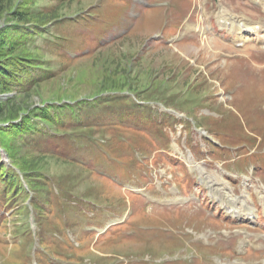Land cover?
I'll use <instances>...</instances> for the list:
<instances>
[{"label":"rangeland","instance_id":"374dc122","mask_svg":"<svg viewBox=\"0 0 264 264\" xmlns=\"http://www.w3.org/2000/svg\"><path fill=\"white\" fill-rule=\"evenodd\" d=\"M23 1L24 6L27 8L26 10H31L34 15L41 12L40 4H45L39 0ZM222 1L237 16L250 13L252 14V18L257 22H260L261 17L264 16V12L262 11L264 8L253 4V0ZM19 2L20 0H15L13 1V5L10 4V6L15 7L14 4H18ZM103 2L104 0H72L59 10L58 15L80 13L84 10L86 11L87 8L96 7L97 5L102 6ZM199 3L201 8L197 13L199 17L198 21L189 23L187 29L181 32L180 35H177L178 29L175 31L168 29L165 31V38H162L163 32L161 28L162 24H165L166 21H170L171 27L182 28L188 20L195 18V0H144L143 3H137L135 0H122L120 5L114 7V10L118 14L120 10L126 12L128 21L133 19V17L140 18V21H143V26L135 30L134 33L131 31L129 37L116 45H112L110 49L95 53V49L92 48V54L83 58L77 59V56L72 55L60 58L50 54L49 58L53 61V67L60 72V75L55 80L40 87L39 97L35 98V105H47L52 99L59 100L65 98L66 101L67 99L95 97L100 89L111 87L112 85L124 88L131 86L139 91H143L142 97L166 102L175 110L196 119L197 123L208 132L213 131L216 126H214L213 116L210 111L203 110L204 107L212 109L213 113L220 112L219 115L224 117L220 118L219 122H217V127L222 132L242 133L243 128L240 126L243 123L256 138L264 140V84L248 82L241 92L240 90L243 86H237V93H235L237 96L231 97L227 94L230 88H235L233 81H236L235 77L241 70L238 67L233 69L231 59H229L226 67L224 61L225 55H222L220 59H216L219 54H217V50L211 49L210 45H206L207 47H202L200 44L199 47L194 45V41L199 40L201 37V34L196 32V26L207 25L208 31L207 18L211 16H213L212 18H216L217 14V7H215L213 1L209 4L208 0H199ZM205 4L209 5L208 9L210 13H206L208 17L202 14L205 11ZM134 11L136 14H134ZM222 11L226 12V9L223 8ZM93 13L94 10L90 16H93ZM104 13L106 15V11ZM115 18L119 19L118 15ZM32 20L34 22L37 21V19ZM43 21L45 23L48 20L44 18ZM219 24L222 29L226 28L222 27L220 22ZM117 26V20H113L109 24V27L112 28ZM158 26H161V28H158ZM89 30L90 28L87 26L80 28L68 26L60 29V31L65 32L76 41L73 45H79L83 42L84 45L89 44L92 47H95L102 38H108L102 35L103 33L110 35L116 31H104L103 28H99L92 33ZM199 30L204 31L202 29ZM117 32L119 35L124 33L122 30ZM222 34V37H215V35H211V37L219 39L225 45H230L231 50L235 49V43H233L235 33L226 29ZM177 39H182L183 42L173 44V46L167 45L169 40L174 41ZM235 39L238 40L240 38L236 36ZM226 48L230 49L229 47ZM250 51H246L244 58L248 62L247 54H250ZM262 73L264 78V72ZM213 94L215 97H212ZM18 95L15 92H0V106L2 104L6 105L14 99H19ZM103 108H99L95 115L93 113L84 115V120L80 123L93 125L96 132L106 131L113 147H119L120 145L128 147L135 144L130 136L137 135L140 139V136L134 130L127 129L126 131H129L130 134L124 132L123 123L116 116L118 114L117 110L103 112ZM205 111L208 113L206 114ZM66 126L70 127L71 123H67ZM210 126V130L206 129ZM178 135L172 137V151L174 155H176L174 149ZM77 136H79V133H77ZM122 136L129 139L122 140ZM64 144L69 148L64 156L71 158L77 156L83 162L80 164L87 163V169H82L81 166L66 163L56 158L40 159L33 157L34 159H32L28 157L29 161L34 160V169L48 172L51 175H55L56 178L61 179L63 183L60 184V188L67 186L76 193L85 195L86 197L92 196L97 201L103 202L99 207L111 220L125 216L127 198L130 199L131 203V206L129 205L128 208L133 212L128 228L124 229V227H120L118 231L116 230L117 228L112 229L106 236L107 245L105 247L97 246L90 249L86 252L85 258H92L90 259L91 261L103 262V264H119L120 261L122 263L124 260L132 263L135 261L143 262L147 256H151L156 260L168 254L183 252L185 245H175V238L169 237V232L159 231V228L168 229L169 222L171 223V219L166 220V216L162 215L166 211L157 209L158 215H161L159 217L161 221L158 216H149V214L153 213L152 209L154 207H146L147 200L142 196L136 193H129L127 195L115 193L110 195L105 188V184H109L106 176L99 177L97 180L87 172L94 171L96 167L104 169V160L108 161L110 165L117 164L115 160H112L114 154H111L110 147H102L97 153L92 151L88 155L84 152L85 150H82L80 145H77L76 153L74 147L67 140ZM135 145L139 147L138 144ZM162 145L163 143L158 141L154 143L153 148H156L158 154L153 161V165L156 161L160 160L159 154H164L163 157H166L165 151L159 149ZM139 156L142 159L146 157L143 155ZM181 158L188 163L187 160H191L192 155L181 154ZM257 158L264 161V156L260 158L258 156ZM201 159L199 158L200 164L203 163ZM123 160H126V158H123ZM162 161L164 162L163 166L158 165L157 169H154L153 185L164 190V196L155 197L154 193H149L145 189L143 192H146L148 195L153 194L151 199L157 205L166 206V203L169 201L177 199L180 187H176L174 181L165 175V172H168L167 170L173 171L179 177L182 183L181 186L188 185L189 183L185 177H182L183 171L180 168L182 165H172L170 162ZM152 167L150 165V175ZM191 168L189 167L194 178L198 179L201 177L199 170ZM157 174L159 178H157ZM162 176L170 180V182L165 181L168 185L166 189L162 185ZM74 178L78 180V187L77 184L74 186ZM72 186L75 188L73 189ZM195 189L197 190L196 186L193 190H188L186 193L188 195L185 196L187 200L192 199L194 193L199 192V190L196 191ZM211 206L213 208H211L209 214L213 216L217 203ZM172 207L170 206L169 208ZM194 207H197L199 209L198 213L201 214L205 213V207L207 206L204 205L202 208L199 204L194 203ZM54 211L58 212V209L54 207ZM174 218L177 224L173 226L172 231L176 237V233L189 231L190 226H192L191 217L179 212ZM226 221L227 219L210 221L207 228H225L226 225L223 226V223ZM244 225L245 223L241 225L232 223L228 228H242L241 231H244ZM151 228L158 229L154 231ZM199 230H201V227L197 228V231ZM8 232L6 228L3 229V235L6 236ZM133 236H138L139 239L133 238V240H130ZM167 239L168 243H165ZM241 240H243V233H241ZM18 251L19 248L16 246L11 247L0 243V264H20L22 260H18ZM202 252L204 253V251ZM48 253L52 254L53 251L48 249ZM104 253L109 255V257H101ZM83 254L84 252L80 255L83 257ZM250 260H253V258L250 257ZM57 261L59 262L48 260L47 264H62L64 262L61 259H57ZM180 264H182L181 258Z\"/></svg>","mask_w":264,"mask_h":264},{"label":"trees","instance_id":"16d2710c","mask_svg":"<svg viewBox=\"0 0 264 264\" xmlns=\"http://www.w3.org/2000/svg\"><path fill=\"white\" fill-rule=\"evenodd\" d=\"M13 1L0 0V92H15L20 97L0 106V146L12 161L11 166L3 163L0 152V191L5 190L2 197L9 201L16 196L28 197L21 174L39 192L47 190L45 184L38 181L43 177H52L57 183L62 181L48 172L34 169V160L29 161L28 157L56 158L83 169L78 161L64 156L69 148L63 143L67 140L77 153V145L82 150H90L101 147L102 138L107 137L96 132L93 125L81 124L84 115H95L102 107L105 112L114 104L122 113L121 119L135 122L137 128L149 126L158 119L154 109L140 102L144 99L143 91L131 86L112 85L100 89L95 97L66 101L65 98L52 99L47 105L36 106L35 98L39 97L40 87L60 75L49 58L50 54L63 57L59 49L64 48L66 38L59 33V27L73 22L77 13L58 15L59 10L72 0H39L45 4H40L41 12L37 15L26 10L23 0L11 7ZM44 18L48 20L45 23ZM111 47L98 48L97 51ZM67 123L71 126L67 127ZM73 180L76 186L78 180Z\"/></svg>","mask_w":264,"mask_h":264},{"label":"bare ground","instance_id":"6f19581e","mask_svg":"<svg viewBox=\"0 0 264 264\" xmlns=\"http://www.w3.org/2000/svg\"><path fill=\"white\" fill-rule=\"evenodd\" d=\"M223 19H225L224 17H223ZM230 26H231V29H233L234 31H238V27L237 26H235L234 24H232V23H230ZM245 27V26H244ZM235 205V204H234Z\"/></svg>","mask_w":264,"mask_h":264}]
</instances>
